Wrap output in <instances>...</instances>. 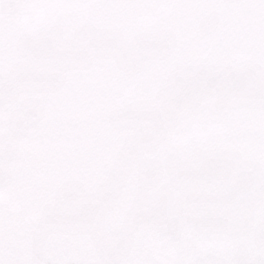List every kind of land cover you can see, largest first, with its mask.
<instances>
[{
  "label": "snow or ice",
  "instance_id": "obj_1",
  "mask_svg": "<svg viewBox=\"0 0 264 264\" xmlns=\"http://www.w3.org/2000/svg\"><path fill=\"white\" fill-rule=\"evenodd\" d=\"M0 264H264V0H0Z\"/></svg>",
  "mask_w": 264,
  "mask_h": 264
}]
</instances>
